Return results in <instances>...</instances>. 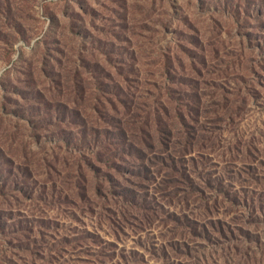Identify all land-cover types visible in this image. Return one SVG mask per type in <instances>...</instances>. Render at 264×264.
Returning <instances> with one entry per match:
<instances>
[{"label": "trees", "instance_id": "trees-1", "mask_svg": "<svg viewBox=\"0 0 264 264\" xmlns=\"http://www.w3.org/2000/svg\"><path fill=\"white\" fill-rule=\"evenodd\" d=\"M220 27L213 64L228 55ZM216 72L202 82L210 97L200 81V95L170 108L164 94L149 103L123 78L97 100L107 106L95 107L81 137L60 129L40 188L66 216L31 227L0 212V264H231L245 256L264 225V129L229 125L261 101L264 80L247 78L250 67L230 89Z\"/></svg>", "mask_w": 264, "mask_h": 264}, {"label": "rangeland", "instance_id": "rangeland-1", "mask_svg": "<svg viewBox=\"0 0 264 264\" xmlns=\"http://www.w3.org/2000/svg\"><path fill=\"white\" fill-rule=\"evenodd\" d=\"M217 25L228 55L213 64ZM250 67L247 78L264 80V0H0V212L31 227L65 218V205L40 188L43 165L57 154L59 130L81 137L95 107L107 106L97 100L123 78L149 103L164 94L170 108L200 95L196 83L213 68L231 89ZM261 94L229 127L264 129ZM256 236L231 264H264V225Z\"/></svg>", "mask_w": 264, "mask_h": 264}]
</instances>
